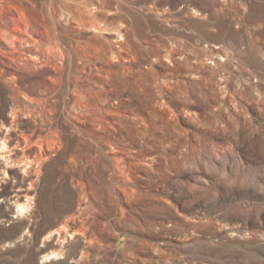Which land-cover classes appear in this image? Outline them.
<instances>
[{
  "label": "rangeland",
  "instance_id": "obj_1",
  "mask_svg": "<svg viewBox=\"0 0 264 264\" xmlns=\"http://www.w3.org/2000/svg\"><path fill=\"white\" fill-rule=\"evenodd\" d=\"M10 127L0 264H264V0H0Z\"/></svg>",
  "mask_w": 264,
  "mask_h": 264
},
{
  "label": "bare ground",
  "instance_id": "obj_2",
  "mask_svg": "<svg viewBox=\"0 0 264 264\" xmlns=\"http://www.w3.org/2000/svg\"><path fill=\"white\" fill-rule=\"evenodd\" d=\"M13 129H14L13 127H10L6 131L0 130V184H2L3 182L6 183L5 179L9 175L8 174L9 172H12L21 180L28 179L30 181L29 184L31 186L24 189L25 193L23 196L25 199H23L22 195L17 194L16 199L14 200L16 208L14 210L15 213H13L12 216L17 217L21 215L23 212L28 211L29 208H31L29 203L30 202L29 197H30V191L32 190L34 183V177L32 175H37L39 173V169L34 167V164L38 163L35 153L34 155L32 152H28L27 154H25L24 158H19L18 155H16L17 151H15V148L20 146L22 144V141L26 142L27 139L26 137H23L24 139L18 137L10 138L9 137L10 131H14ZM25 151L26 150H24V152ZM21 166H23L22 170L20 169ZM16 167H19V169ZM27 167L29 168L32 167L33 169H35V172L32 173L30 169ZM8 201L9 199L5 200L4 204H2L0 207L9 208L10 205H8L9 204ZM47 236H52V233H48ZM63 240H65V238H63ZM62 257L64 256L61 252L52 251L51 253H45L42 257V261H49L52 258H62Z\"/></svg>",
  "mask_w": 264,
  "mask_h": 264
}]
</instances>
